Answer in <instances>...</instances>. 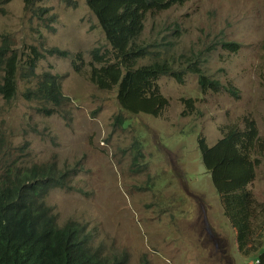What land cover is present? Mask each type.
Returning a JSON list of instances; mask_svg holds the SVG:
<instances>
[{"label":"rangeland","instance_id":"374dc122","mask_svg":"<svg viewBox=\"0 0 264 264\" xmlns=\"http://www.w3.org/2000/svg\"><path fill=\"white\" fill-rule=\"evenodd\" d=\"M4 1L0 46L8 42L21 57L32 45L71 54L47 56L36 71L60 78L67 100L55 114L52 106L23 97L29 84L21 76L14 99L0 96V155L80 169L75 190L55 189L47 197L60 225H86L105 255L128 253L129 264H257L261 253L247 257L240 251L238 230L204 163L200 140L215 146L227 127L244 129L242 120L250 117L264 141V0H186L148 15L140 43L160 48L150 47L139 66L158 57L184 77L182 83L159 77L169 104L157 117L122 110L117 88L103 90L90 81L93 50L111 49L86 0H35L29 6ZM41 9L56 15V22L42 17ZM224 41L239 50H224ZM192 53L201 57L205 74L235 85L240 98L206 92L200 76L184 68ZM76 54L83 58L81 69L74 66ZM256 157L261 164L250 189L264 240V151Z\"/></svg>","mask_w":264,"mask_h":264},{"label":"trees","instance_id":"16d2710c","mask_svg":"<svg viewBox=\"0 0 264 264\" xmlns=\"http://www.w3.org/2000/svg\"><path fill=\"white\" fill-rule=\"evenodd\" d=\"M12 0H5L8 4ZM26 6L35 0H23ZM186 0H86L105 33L111 50L97 47L92 52L90 81L103 90L117 88L121 109L131 114L159 116L169 102L158 87L159 77L171 75L182 83V71L172 69L167 61L139 66V61L150 56L149 48L160 46L140 43L148 15L158 14L173 6L184 5ZM42 17L51 24L56 15L48 9L40 10ZM52 29L51 26L48 27ZM167 40V38H165ZM172 45L170 42H168ZM223 49L235 52L239 45L221 43ZM165 49V45H163ZM23 57L8 42L0 46V96L7 101L14 99L19 90L20 76L29 87L23 94L28 101H41L53 107L54 114L67 98L61 90L60 78L51 71L38 74L41 60L47 56L68 57L71 54L59 48L29 46ZM184 68L200 76L206 92H228L240 98V90L233 84H224L209 77L201 68V57L192 53ZM83 58L75 55L74 66L81 69ZM193 108V101H188ZM47 116L51 111L44 108ZM116 122L124 126L127 121L118 116ZM240 124L227 127L224 137L210 146L204 138L200 147L204 163L212 175L214 185L223 196L227 210L238 230L240 251L245 256L261 253L264 264V240L259 231L260 210L250 185L256 179L261 160L256 153L264 151V141L257 123L250 117ZM1 154V153H0ZM142 148L136 150L135 168L142 169ZM80 169L59 166L54 162L26 164L12 155H0V264H129L128 253L104 254L95 245V235L89 227L76 220L61 226L47 197L55 189L75 190L72 184ZM142 264H149L144 260Z\"/></svg>","mask_w":264,"mask_h":264},{"label":"clouds","instance_id":"9594fccd","mask_svg":"<svg viewBox=\"0 0 264 264\" xmlns=\"http://www.w3.org/2000/svg\"><path fill=\"white\" fill-rule=\"evenodd\" d=\"M257 263H261V259H259V260L257 261Z\"/></svg>","mask_w":264,"mask_h":264}]
</instances>
